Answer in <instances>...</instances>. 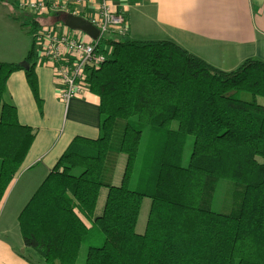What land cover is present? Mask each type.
<instances>
[{"label": "trees", "instance_id": "trees-1", "mask_svg": "<svg viewBox=\"0 0 264 264\" xmlns=\"http://www.w3.org/2000/svg\"><path fill=\"white\" fill-rule=\"evenodd\" d=\"M13 18L30 34L41 28L36 15ZM106 42L109 55L88 77L99 135L75 137L19 213L20 257L76 264L85 245L84 264H264V103L256 99L264 98V62L224 71L171 41ZM33 58L32 45L27 69L0 63V201L35 136L19 124L6 82L24 70L37 95ZM221 179L233 182L225 213L212 209ZM143 199L150 205L139 233Z\"/></svg>", "mask_w": 264, "mask_h": 264}, {"label": "crops", "instance_id": "crops-1", "mask_svg": "<svg viewBox=\"0 0 264 264\" xmlns=\"http://www.w3.org/2000/svg\"><path fill=\"white\" fill-rule=\"evenodd\" d=\"M20 1L0 0V27L2 24L11 26L4 27L10 33L16 30L10 22L18 23L13 17H21L24 13L34 15L28 9L20 8ZM69 1L70 8H75L80 17L94 13L101 2ZM108 1L121 10L127 19L126 32L121 39L140 42L171 41L224 71L236 68L249 58L264 62V0ZM143 8L148 10H140ZM133 12L137 13V18ZM55 15L53 12L42 14L38 16V20H45L46 25L61 24L64 27L62 21L58 20L59 16ZM71 31H79L74 36L87 40L82 31ZM32 34L33 32L30 34L33 41L31 46L33 45L34 52ZM5 41L0 40V45ZM10 48L8 44V47H0V51H9ZM1 57L5 58L6 54ZM23 59L19 62L24 61ZM4 61L0 63H18L8 58ZM32 62L37 95L32 92L24 70L11 73L6 82L7 94L16 108L19 124L34 129L35 136L14 180L0 201V264H30L20 257L25 248L18 226L19 213L75 137L96 139L99 135V98L88 92L84 96L73 98L67 106L64 105L58 98L51 68L37 65L35 54ZM121 167L119 164L116 169L113 181L115 185L120 182ZM102 199L100 189L96 208L99 204L103 206ZM9 222H17L21 241L10 240L6 227Z\"/></svg>", "mask_w": 264, "mask_h": 264}, {"label": "built area", "instance_id": "built-area-1", "mask_svg": "<svg viewBox=\"0 0 264 264\" xmlns=\"http://www.w3.org/2000/svg\"><path fill=\"white\" fill-rule=\"evenodd\" d=\"M69 3V0H21L19 7L36 16L49 12L79 15ZM82 18L98 30L97 39L86 34L87 40L75 37L64 31L68 28L60 24L45 25L32 34L36 64L51 68L58 98L66 106L73 98L89 92V73L109 55L108 38L122 36L125 32V16L114 10L107 0H101L94 13Z\"/></svg>", "mask_w": 264, "mask_h": 264}, {"label": "rangeland", "instance_id": "rangeland-1", "mask_svg": "<svg viewBox=\"0 0 264 264\" xmlns=\"http://www.w3.org/2000/svg\"><path fill=\"white\" fill-rule=\"evenodd\" d=\"M107 3L114 10L122 13L125 16V14L121 10H119L113 4H110V2L108 0H107ZM140 10L145 11L148 9L143 8ZM133 13H134L135 17L137 18V15H136L137 13L136 12H133ZM18 14H21V13H18ZM61 14L62 15L60 16V18H62L64 15H66V13H61ZM76 16L80 17L79 15H76ZM43 21L44 22H41V27H45V25H46L45 20H43ZM10 23L14 28H16V30L13 33H10L6 29H4V27L11 28V26H6V25L2 24L0 27V40H6L4 43H1L0 47H8V44L11 47L9 51L8 50H1L0 51L1 52L0 57L2 55L6 54L5 58H8V60H13V61L15 60L14 62L20 63L22 61L19 62V60L25 58V56L27 55V52L31 48V44L33 41H32V37L30 36V34L27 32L26 29H22L18 23H16V24H14V22H10ZM126 28H127V19L125 17V32H126ZM63 30L66 31L68 34H73V35L79 34V31H71L68 29L66 30L65 28ZM125 32H124V34H125ZM117 36L119 38H121L124 35L122 34V36L121 35H117ZM1 58L2 59H0V62H3L5 60V58L4 57H1ZM6 62H8V61H6ZM9 62H12V61H9ZM244 98L250 99L251 97H250V95H246V96H244ZM256 99L259 103H264L263 97H256ZM173 126L177 127V124L173 123ZM192 143H193V138L188 137L187 141H186L185 148H184V153H183V163L184 164L187 163L189 160ZM232 187H233V182L228 181L226 179H221L217 182L216 190L214 193V199H213V203H212V209L215 212H219V213L224 212L225 213L229 210V208H230V192H231ZM106 191L107 190L105 188H102L103 199H102L101 203L104 201V198H105L104 194L106 193ZM149 205H150V201L148 199H143L142 206L140 209V214L138 217V222L136 225V232L141 233L144 230L145 221H146L148 210H149ZM101 206H102V204H99V206L97 208H95L94 213L99 214L101 212ZM88 226L91 227V223H89ZM6 227L9 231L8 235H9L10 240H12V241L20 240L21 241L19 231H18L17 222L16 223H14V222L13 223L12 222L6 223ZM97 235H99V237H101V239L99 237L98 238L100 240H102L101 234H97ZM98 238H97L96 234L92 233V236L90 237V241H93V239H94V241H96L95 243L101 244L102 241L99 240V242H98ZM32 255H31L30 259L33 262V264H44L40 258L35 256L34 254H32ZM85 256H86V246L81 245V249L79 251V255H78V259L76 261V264H84Z\"/></svg>", "mask_w": 264, "mask_h": 264}, {"label": "water", "instance_id": "water-1", "mask_svg": "<svg viewBox=\"0 0 264 264\" xmlns=\"http://www.w3.org/2000/svg\"><path fill=\"white\" fill-rule=\"evenodd\" d=\"M61 21L71 30H80L92 39H97L98 37V30L81 17L66 14L61 18ZM19 66L23 69H27L29 64L26 61H22L19 63Z\"/></svg>", "mask_w": 264, "mask_h": 264}]
</instances>
